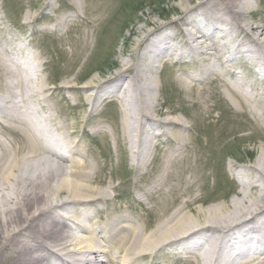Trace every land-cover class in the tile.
<instances>
[{
    "label": "bare ground",
    "instance_id": "6f19581e",
    "mask_svg": "<svg viewBox=\"0 0 264 264\" xmlns=\"http://www.w3.org/2000/svg\"><path fill=\"white\" fill-rule=\"evenodd\" d=\"M253 2H186L173 25L144 32L133 60L122 61L112 76L55 89L42 77L44 61L26 36L34 15L27 12L16 21L21 35L0 16V264H167L176 254L200 264H264V153L239 167L237 198H211L192 217L187 210L206 201L201 187L170 172L182 161L192 169L188 126L164 110L155 78L171 60H205L203 74L236 76L241 86L232 88L264 117V88L258 85L264 80V35L247 20ZM69 17L58 18L55 29H64ZM247 63L259 70L237 73L234 67ZM197 77L189 75L186 87ZM62 89L87 99L91 112L107 99L120 100L127 148L138 166H148L158 150V170L149 186H140L141 197L158 207L159 212L148 210L155 224L131 210L133 219L121 204L110 207V186L95 187L103 178L87 160L86 148L73 140L80 124L60 123L52 113L59 109L50 101ZM183 183L178 191L174 184Z\"/></svg>",
    "mask_w": 264,
    "mask_h": 264
},
{
    "label": "rangeland",
    "instance_id": "374dc122",
    "mask_svg": "<svg viewBox=\"0 0 264 264\" xmlns=\"http://www.w3.org/2000/svg\"><path fill=\"white\" fill-rule=\"evenodd\" d=\"M200 1L0 0V16L12 33L21 35L16 21H22L27 12L32 13L34 25L26 36L33 52L44 61L42 77L53 89L61 88L68 81L82 87L97 75L101 80L112 76L121 68L122 61L133 60L131 54L138 51L137 43L144 32L173 25L183 10L182 4L187 2L196 6ZM253 3L247 20L252 25H260L264 35V0H254ZM69 15L70 23L64 29L56 30L58 18ZM126 24L129 25L122 29ZM87 35L88 41L84 42ZM114 61L119 65L115 66ZM205 64V60L179 61L177 64L171 60L162 64L155 74L159 86L157 93L164 110L171 109V115L182 119L188 126L184 133L190 135L188 153L192 157V169L187 170L182 161L170 172L183 174L191 178V182L199 183V195L206 201L195 204L193 211L187 210L194 218L197 209H204L211 198H237L236 194L241 190L236 175L239 167L252 163L264 153L263 110L249 104L241 92L233 89L241 86L240 79L229 74H203L200 67ZM247 66L242 64L234 68L244 76L252 74L254 69L259 70L250 63ZM220 68L223 66H217L218 70ZM189 75L198 77L192 86L186 87L185 79ZM258 85L264 88V80ZM55 94L50 103L59 110L51 112L60 123L80 124L73 140L86 148L87 160L103 178V182H97L95 187L110 186L115 196L110 207L121 204L130 211L133 219L137 213L143 215L146 222L155 224L154 215L148 214V210L159 212L158 207L153 200L141 197L140 186H149L151 176L158 170L159 152L154 150L148 166L135 163L127 148L122 127L126 116L120 100L107 99L98 111L91 112V103L79 99L73 90L62 89ZM174 185L180 188L179 191L186 183ZM101 206L102 203H98V207ZM166 261L167 264H200L192 256L177 254Z\"/></svg>",
    "mask_w": 264,
    "mask_h": 264
},
{
    "label": "trees",
    "instance_id": "16d2710c",
    "mask_svg": "<svg viewBox=\"0 0 264 264\" xmlns=\"http://www.w3.org/2000/svg\"><path fill=\"white\" fill-rule=\"evenodd\" d=\"M138 11L137 12H139V9H137ZM129 24H126L124 27H123V29H125L127 26H128ZM254 155L252 154V156L251 157H253Z\"/></svg>",
    "mask_w": 264,
    "mask_h": 264
}]
</instances>
